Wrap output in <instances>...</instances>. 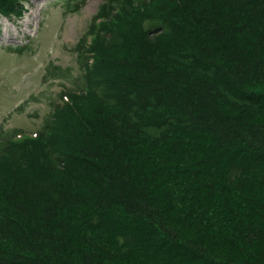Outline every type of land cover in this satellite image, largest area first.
Returning <instances> with one entry per match:
<instances>
[{
    "label": "trees",
    "instance_id": "obj_1",
    "mask_svg": "<svg viewBox=\"0 0 264 264\" xmlns=\"http://www.w3.org/2000/svg\"><path fill=\"white\" fill-rule=\"evenodd\" d=\"M74 50L0 134V264H264V0H102Z\"/></svg>",
    "mask_w": 264,
    "mask_h": 264
},
{
    "label": "rangeland",
    "instance_id": "obj_2",
    "mask_svg": "<svg viewBox=\"0 0 264 264\" xmlns=\"http://www.w3.org/2000/svg\"><path fill=\"white\" fill-rule=\"evenodd\" d=\"M101 1L83 0L67 11L65 0H27L23 17L0 15V134L18 129L20 137L33 135L49 116L50 102L75 87L74 47ZM53 65L69 75L52 78Z\"/></svg>",
    "mask_w": 264,
    "mask_h": 264
}]
</instances>
